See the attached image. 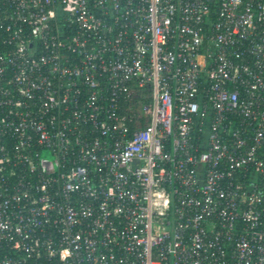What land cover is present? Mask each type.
<instances>
[{
	"label": "built area",
	"instance_id": "obj_1",
	"mask_svg": "<svg viewBox=\"0 0 264 264\" xmlns=\"http://www.w3.org/2000/svg\"><path fill=\"white\" fill-rule=\"evenodd\" d=\"M0 264H264V0H0Z\"/></svg>",
	"mask_w": 264,
	"mask_h": 264
},
{
	"label": "rangeland",
	"instance_id": "obj_2",
	"mask_svg": "<svg viewBox=\"0 0 264 264\" xmlns=\"http://www.w3.org/2000/svg\"><path fill=\"white\" fill-rule=\"evenodd\" d=\"M48 158V157H47Z\"/></svg>",
	"mask_w": 264,
	"mask_h": 264
}]
</instances>
